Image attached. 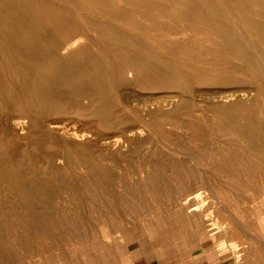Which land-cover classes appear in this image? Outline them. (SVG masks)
<instances>
[{
	"label": "rangeland",
	"instance_id": "rangeland-1",
	"mask_svg": "<svg viewBox=\"0 0 264 264\" xmlns=\"http://www.w3.org/2000/svg\"><path fill=\"white\" fill-rule=\"evenodd\" d=\"M113 1L134 10L163 0ZM128 78L120 92L111 89L124 125L54 115L68 132L54 134L59 143L52 146L51 140H39L49 145L44 150L27 139V128L21 131L22 149L10 164L14 179L0 181V264H264V148L214 123L227 117L264 123V90L251 84L195 85L189 108L182 107V95L146 114L149 97L172 91L141 88L132 73ZM5 79L10 81L8 73ZM207 101L221 111H202ZM65 148L73 152L70 164L61 158L51 164L50 151ZM87 152L112 170L111 178L102 180L83 164ZM203 176L205 185L191 182ZM200 188L202 199L189 207L186 196Z\"/></svg>",
	"mask_w": 264,
	"mask_h": 264
},
{
	"label": "bare ground",
	"instance_id": "bare-ground-1",
	"mask_svg": "<svg viewBox=\"0 0 264 264\" xmlns=\"http://www.w3.org/2000/svg\"><path fill=\"white\" fill-rule=\"evenodd\" d=\"M38 1L0 0V181L14 179L12 154L22 149L17 140L25 128L27 139L44 150L49 145L39 140H51L52 146L58 142L54 134L68 132L65 124L53 120L54 115L75 113L88 122L113 128L124 125L111 89L120 92L130 73L141 88L172 91L149 97L146 114L182 95L187 96L182 107L189 108L195 98V85L251 84L264 90V0H163L137 4L134 10L113 0ZM117 25L130 33L117 30ZM80 54L85 57L79 59ZM200 108L206 113L221 111L209 101ZM243 122L228 117L214 121L219 130L228 127L263 149L264 123L258 119ZM65 149L50 151L49 162L61 158L69 165L73 152ZM82 159L102 180L111 178L112 170L97 165L95 155L87 152ZM192 181L200 186L206 183L204 176ZM200 189L186 196L189 207L202 199L205 190Z\"/></svg>",
	"mask_w": 264,
	"mask_h": 264
},
{
	"label": "crops",
	"instance_id": "crops-1",
	"mask_svg": "<svg viewBox=\"0 0 264 264\" xmlns=\"http://www.w3.org/2000/svg\"><path fill=\"white\" fill-rule=\"evenodd\" d=\"M193 264H215L214 262H210V261H195Z\"/></svg>",
	"mask_w": 264,
	"mask_h": 264
}]
</instances>
